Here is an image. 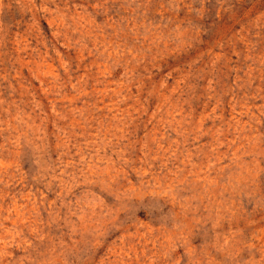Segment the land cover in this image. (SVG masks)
Masks as SVG:
<instances>
[{
    "label": "rangeland",
    "instance_id": "374dc122",
    "mask_svg": "<svg viewBox=\"0 0 264 264\" xmlns=\"http://www.w3.org/2000/svg\"><path fill=\"white\" fill-rule=\"evenodd\" d=\"M0 264H264V0H0Z\"/></svg>",
    "mask_w": 264,
    "mask_h": 264
}]
</instances>
